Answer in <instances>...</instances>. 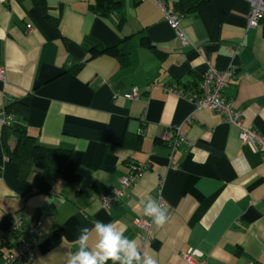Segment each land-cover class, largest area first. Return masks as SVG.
<instances>
[{
    "label": "crops",
    "instance_id": "1",
    "mask_svg": "<svg viewBox=\"0 0 264 264\" xmlns=\"http://www.w3.org/2000/svg\"><path fill=\"white\" fill-rule=\"evenodd\" d=\"M158 1L182 13L180 27L192 45L181 43ZM179 1L0 0V112L39 144L71 151L40 191L32 183L39 168L7 157L16 137L0 122V235L14 217L23 235L31 219L43 222L26 258L12 264H66L81 227L97 220L119 221L157 264H191L184 258L189 249L198 264H264L260 154L209 108L148 88L160 81L194 92L208 63L219 70L234 63L223 95L244 125L264 135V18L247 28V0H208L188 11L176 7ZM114 43L129 45L126 58L93 52ZM133 86L139 95L129 99ZM169 128H179L190 144L171 153L162 140ZM131 162L148 168L126 198L102 207L99 196L119 187ZM159 196L168 223L152 222L144 240L135 219L144 216L148 198Z\"/></svg>",
    "mask_w": 264,
    "mask_h": 264
},
{
    "label": "built area",
    "instance_id": "2",
    "mask_svg": "<svg viewBox=\"0 0 264 264\" xmlns=\"http://www.w3.org/2000/svg\"><path fill=\"white\" fill-rule=\"evenodd\" d=\"M249 3V12L247 17V28H255L259 25L261 18H264V0H247ZM164 11V19L170 24L175 31L177 37L183 45H192L187 34L181 29L180 22L182 14L172 8L166 7L163 2L158 1ZM30 29V25H27ZM236 54V48L231 49ZM235 71V64L231 63L225 70H219L215 66L208 63L207 68L201 74L200 81L194 92L185 94L184 90L179 89L176 84H165L160 81L152 82L148 88L152 86H161L165 91H175L179 95L186 96L197 107H207L214 113L219 114L224 121L234 125L238 129V138L241 142L250 143L260 154L264 161V135L253 127L244 125L242 112L235 107L234 103L223 95V90L228 86L227 77L229 73ZM5 70L0 67V79H4ZM139 95V89L136 86L126 95L129 99H136ZM11 116L0 112V122L8 124ZM162 140L168 144L173 153L179 145L190 144L187 137L180 133L179 128H169L162 133ZM170 163L172 155H170ZM148 168L147 163L131 162L128 165V171L119 179V187L111 194L99 196L102 207L109 208L115 203L122 201L128 196V191L136 184L142 173ZM163 204L160 196L156 198ZM42 220L31 219L29 221L26 233H21L23 227L20 217H14L9 230L0 235V264H12L14 261L24 260L30 248L35 241L43 234ZM136 226L144 233L143 239L147 240L152 226L149 217L142 216L135 219ZM196 251L189 249L184 258L191 264H198L193 256ZM246 264H262L255 261H249Z\"/></svg>",
    "mask_w": 264,
    "mask_h": 264
},
{
    "label": "clouds",
    "instance_id": "3",
    "mask_svg": "<svg viewBox=\"0 0 264 264\" xmlns=\"http://www.w3.org/2000/svg\"><path fill=\"white\" fill-rule=\"evenodd\" d=\"M143 214L161 228L169 220L167 209L153 198L143 203ZM124 233L119 221L97 220L92 228L81 227L74 242L76 251L68 253L66 264H157L152 255L140 250L135 239Z\"/></svg>",
    "mask_w": 264,
    "mask_h": 264
},
{
    "label": "trees",
    "instance_id": "4",
    "mask_svg": "<svg viewBox=\"0 0 264 264\" xmlns=\"http://www.w3.org/2000/svg\"><path fill=\"white\" fill-rule=\"evenodd\" d=\"M208 0H180L176 7L187 5L186 11L195 9ZM181 9V10H182ZM44 16L52 21L54 17L49 15L42 8ZM181 13V12H180ZM182 14V13H181ZM114 43L111 45H99L94 48L96 53H113L118 54L122 59L126 58L129 53V45ZM78 66L69 68L75 71ZM4 134L12 133L15 135V145L12 148H6L7 157L16 160L20 165H34L39 168L32 179L34 187L40 191L47 190L53 180L59 176L62 169L71 157V151L62 148H51L39 144L34 137L28 134L24 125L20 123L4 124ZM111 264V261L108 262Z\"/></svg>",
    "mask_w": 264,
    "mask_h": 264
}]
</instances>
